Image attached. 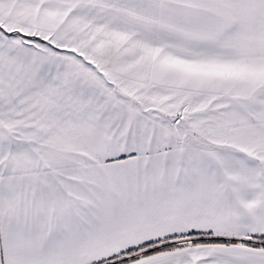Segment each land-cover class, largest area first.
Returning a JSON list of instances; mask_svg holds the SVG:
<instances>
[{
  "label": "snow or ice",
  "instance_id": "1",
  "mask_svg": "<svg viewBox=\"0 0 264 264\" xmlns=\"http://www.w3.org/2000/svg\"><path fill=\"white\" fill-rule=\"evenodd\" d=\"M0 264H264V0H0Z\"/></svg>",
  "mask_w": 264,
  "mask_h": 264
}]
</instances>
